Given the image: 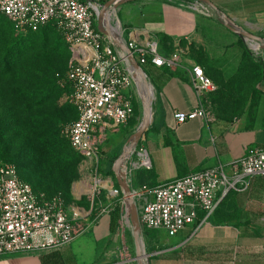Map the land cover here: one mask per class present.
<instances>
[{
    "label": "crops",
    "instance_id": "obj_1",
    "mask_svg": "<svg viewBox=\"0 0 264 264\" xmlns=\"http://www.w3.org/2000/svg\"><path fill=\"white\" fill-rule=\"evenodd\" d=\"M212 1L244 29L264 25V0ZM119 11L123 12V21ZM115 14L127 39L143 46L157 42L161 55L176 60L172 66L144 67L149 80L143 81V91L148 90L151 97L153 116L142 137V150L151 165L134 168L129 181L132 188L156 186L220 163L231 173L234 162L249 148H264V80L253 87L246 98V108L238 115L216 114L210 122L195 118L183 123L174 117L175 112L193 110L203 101L193 85L195 66H201L219 84L222 76L231 79L238 73L247 57L242 37L216 17L190 8L186 0H132L112 13L110 23ZM113 29L119 32L120 22L113 24ZM230 33L235 37L227 40ZM252 45L256 49L263 47L258 42ZM232 64L235 67L229 73ZM117 158L118 155L109 161L111 171ZM132 160L140 162V157ZM104 174L121 189L113 171ZM222 200L211 221L200 228L187 226L173 237L152 235L153 242L162 247L150 264H264V177L253 176ZM110 222L111 214H105L93 227L97 236L108 232L105 243L90 258L84 247L74 246L73 250L72 245H67L58 250L0 255V264H43L42 256L56 251L67 264H94L104 256L106 243L115 238Z\"/></svg>",
    "mask_w": 264,
    "mask_h": 264
},
{
    "label": "built area",
    "instance_id": "obj_2",
    "mask_svg": "<svg viewBox=\"0 0 264 264\" xmlns=\"http://www.w3.org/2000/svg\"><path fill=\"white\" fill-rule=\"evenodd\" d=\"M186 1L190 8L215 17L205 3ZM101 3L102 0H0V13L12 20L21 33L52 25L70 46L64 81L72 89L78 117L67 126L66 135L82 160L91 163V209L73 213L65 210L60 200L42 202L31 183L20 176L15 163L0 165V255L58 250L69 245L93 228L102 215L110 213L103 205V195L120 196L119 228L124 226L127 206L123 191L114 187L100 163L106 131L128 122L134 114L135 96H141L130 56L143 68L149 64L172 66L176 60L161 55L157 42L143 46L127 39L121 23L119 34L99 31L97 14ZM114 12L110 11L108 17ZM106 26L109 29L110 25ZM193 74V85L201 98L217 89L201 66H195ZM174 117L178 123L195 118L207 122L215 119L203 101L193 110L175 112ZM136 153L135 147L122 166L128 181L135 167L151 165L142 149L138 151L140 162L135 163L132 159ZM253 176L264 177L263 147L249 148L234 162L231 173L220 163L156 186L132 188L141 228L162 230L169 236L187 226L198 229L210 220L228 193L239 185L245 186ZM95 208L101 210L94 214ZM126 214L129 216L128 209ZM201 214L204 215L200 217Z\"/></svg>",
    "mask_w": 264,
    "mask_h": 264
},
{
    "label": "rangeland",
    "instance_id": "obj_3",
    "mask_svg": "<svg viewBox=\"0 0 264 264\" xmlns=\"http://www.w3.org/2000/svg\"><path fill=\"white\" fill-rule=\"evenodd\" d=\"M119 18L123 21L122 11H119ZM119 18H114L113 24L118 20L122 25ZM259 26H254L252 30H245L252 31L264 38V25H261V28ZM13 27L15 34L24 38L25 41L29 38L40 40L42 38V30L44 29L42 28L33 33H21L16 29L14 24ZM47 28L48 40L52 47L56 44L62 47L68 45L57 29L53 26H48ZM234 37L235 35L230 33L226 39L231 40ZM244 43L254 58L250 64L249 74L236 81L222 76L221 84L214 81L218 86L217 90L204 93L203 95V104L209 107L214 115L218 114V112L230 116L240 114L246 108V98L253 90V87L260 83V76L256 75L255 72H260L259 64L264 62V48L256 50L255 45H252L254 41L250 39L244 40ZM197 52L201 53V50ZM51 56L53 57L52 59ZM3 57V45L0 44V59ZM4 66L5 62L0 61L1 72L4 70ZM234 67L232 64L228 70L229 73ZM67 69L68 55L59 51L56 54L51 52L49 56L33 53L29 59H25L24 62L21 61L18 68L15 67L7 74H0V165L4 162L15 163L20 176L31 183L42 202L56 199L60 200L62 207L70 213H73L75 210H85L88 212L91 209V163H86L82 160L80 155L72 148L66 135L67 126L78 117V112L72 102V89L64 81ZM37 85H45L48 91H51L50 96L47 98L48 104L44 108L46 113L51 115L48 119L52 124L57 125L61 137L69 145L70 149L81 158L76 179L71 183L70 187L65 189L56 186L45 171L44 166L49 159L47 160V156L43 155L45 149L41 146L40 142L36 138H33L31 130L27 129V122L23 120L20 123L17 122V119L22 118L20 110L24 108V103L27 99L26 92L28 93L29 89ZM151 105L153 116V102ZM144 115L145 107L142 96L137 95L134 99V114L128 122L119 124L116 129L113 128L106 131L107 138L100 151V163L105 173H112L109 161L123 152L125 144L129 142L133 134L140 127ZM45 126L44 128H40L43 134H46L45 131L51 125L47 123ZM142 137L136 145V158L140 157L138 151L142 149ZM104 159H107V161ZM119 197V195H103V205L110 210V213H107V215L111 214L113 208L118 205ZM100 210L95 208L93 212L95 214ZM126 210L125 207L124 226H120L115 233V238L106 243L102 253L104 256H100L94 264H125L127 262L138 264L136 260H133L134 256H136L137 244L133 235L132 222L126 214ZM102 222L105 224L107 218L105 217ZM95 230V228H91L68 246L72 245L73 250L76 249L74 246L84 247L89 251L90 255H88V258H90L95 253H98L100 246L107 240L106 232L108 231L104 230L105 233L101 232L97 236L94 233ZM154 234L170 237L162 230H153V233L150 235L144 229L142 230L139 244L142 252L151 254L148 257L149 264L155 252H158L162 247V245L153 242L152 235Z\"/></svg>",
    "mask_w": 264,
    "mask_h": 264
},
{
    "label": "trees",
    "instance_id": "obj_4",
    "mask_svg": "<svg viewBox=\"0 0 264 264\" xmlns=\"http://www.w3.org/2000/svg\"><path fill=\"white\" fill-rule=\"evenodd\" d=\"M13 24L14 23L12 20L1 13L0 44L3 45L4 57L1 58L0 61H4L5 66L2 72L0 70V74H7L15 67L18 68V65L21 63V61L24 62L25 59H29L33 53L49 56L51 52L56 54L61 51V53L68 55L69 62V58L71 56L70 46L67 45L62 47L56 44L54 47H52L48 40L47 27L52 25H46L42 27L44 29L42 30V38L40 40L29 38L27 41H25L24 38H21L19 35L15 34ZM33 32L36 31H30L29 33ZM245 52L247 57H245V60L243 61V66L240 68L238 73L234 75L233 78H231V80L236 81L237 79H242L249 74L250 64L254 58L248 49H246ZM52 58L53 57L51 56V59ZM259 66L260 72L257 71L255 74L260 76V80H264V62H261ZM26 94L27 99L24 103V108H21L20 110L22 118L17 119V122L20 123L22 120L27 122V129L31 130L33 138H36L38 142H40L41 146L45 149L43 155L47 156V160H49L46 162L44 169L48 173L49 177L59 188H68L77 177L78 165L81 158H79L70 149L69 145L61 137L57 125L52 124V122L48 119L51 115L46 113L44 108H46L48 104L47 98L50 96L51 91H48V88H46L45 85H37L29 89L28 93L26 92ZM218 114L226 115L220 112H218ZM47 123L51 126H49L48 130L45 131L46 134H43L41 133L40 128L46 127L45 124ZM228 194L225 197H227ZM223 202L224 200L221 201L220 205ZM121 211L122 207L120 202L111 211L110 230L112 233H116L119 228ZM203 215L204 214H201L200 217ZM145 232H147L149 235L153 233V231L150 230H145ZM42 262L43 264H67L66 260L57 251L44 254L42 256Z\"/></svg>",
    "mask_w": 264,
    "mask_h": 264
},
{
    "label": "water",
    "instance_id": "obj_5",
    "mask_svg": "<svg viewBox=\"0 0 264 264\" xmlns=\"http://www.w3.org/2000/svg\"><path fill=\"white\" fill-rule=\"evenodd\" d=\"M132 0H107L103 3H101V6L99 8L98 14H97V28L99 31L105 33V34H113L115 35L110 27L106 26L108 23V14L112 10H117V8L126 2H129ZM206 5H208L211 10L214 12L215 17L222 22L229 30L237 34L238 36L242 37L244 40L250 39L254 42L262 43L264 48V38L251 32L248 30H245L242 26L237 24L233 19H231L227 14L222 12L217 5L212 0H198ZM122 40V39H121ZM123 41V40H122ZM130 62L134 69L135 76L137 78L138 87L141 91V96L144 102L145 112L147 108L146 100H145V92L143 91V81H145L148 76L145 71V69L139 64V62L133 57L130 56ZM152 104V101H151ZM152 109V105H151ZM152 119L150 116L147 118V120L138 128L137 132L133 134L132 138L129 140L127 145L124 147L123 152L118 156L116 161L114 162L112 166V171L114 172L116 179L121 186V189L124 194V200L128 209V214L130 217V220L132 222V229H133V235L136 240L137 244V252L136 256H134L133 260H136L138 264H149L148 263V257L151 255L146 252H142L141 246L139 244V238L142 235V228L140 225L139 220V210L136 205L135 199L133 197V190L132 186L130 185L125 171L122 169L123 162L125 160V164L127 162L129 154L135 149L138 140L143 136L144 132L150 127Z\"/></svg>",
    "mask_w": 264,
    "mask_h": 264
},
{
    "label": "bare ground",
    "instance_id": "obj_6",
    "mask_svg": "<svg viewBox=\"0 0 264 264\" xmlns=\"http://www.w3.org/2000/svg\"><path fill=\"white\" fill-rule=\"evenodd\" d=\"M116 13V12H115ZM112 15V14H111ZM110 15V16H111ZM109 16V17H110ZM114 18H118L117 17V14L114 16ZM113 18V19H114ZM109 19V18H108ZM113 19H112V21H113ZM111 21V23L109 22V20H108V23H109V25H110V29L114 32V33H116V34H119L120 33V29H119V32H116L114 29H113V22ZM118 20L116 21V23H115V25H117L118 24ZM261 45V44H260ZM259 46V45H258ZM256 48V47H255ZM256 50H258V49H256ZM148 79V78H147ZM150 85V84H149ZM152 85V84H151ZM142 87H143V84H142ZM153 87V86H152ZM145 92V100H146V104H147V108H146V112H145V115H144V117H143V121H142V123H141V125L147 120V118L150 116V118L152 119V109H151V101H150V98L151 97H149V95H148V90H146V91H144ZM151 93V92H150ZM140 125V126H141ZM123 164L125 165V160H124V162H123Z\"/></svg>",
    "mask_w": 264,
    "mask_h": 264
}]
</instances>
